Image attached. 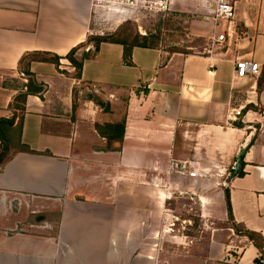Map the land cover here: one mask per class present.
<instances>
[{"label":"crops","instance_id":"0c3cea01","mask_svg":"<svg viewBox=\"0 0 264 264\" xmlns=\"http://www.w3.org/2000/svg\"><path fill=\"white\" fill-rule=\"evenodd\" d=\"M196 1L172 0L207 12ZM235 6L233 21L210 22V40L225 35L212 53L136 47L128 66L122 45L94 52L93 0H0V119L17 113L9 141L20 151L0 162V264H208L163 252V228L177 198L208 205L216 191L227 206L226 188L236 226L264 242V76L239 78L236 67L264 68V0ZM82 43L77 57L92 53L79 79L64 57ZM34 52L63 59L31 63L46 90L19 114L10 105L29 83L20 62ZM123 121L122 143L96 129ZM241 157L245 175L233 176ZM237 237L238 264H255L262 254Z\"/></svg>","mask_w":264,"mask_h":264},{"label":"rangeland","instance_id":"374dc122","mask_svg":"<svg viewBox=\"0 0 264 264\" xmlns=\"http://www.w3.org/2000/svg\"><path fill=\"white\" fill-rule=\"evenodd\" d=\"M196 2L202 3L201 0ZM127 8L129 10L124 13L118 8H95L91 37L113 34L125 24L135 33L158 36L155 40L158 47L170 53L179 49L208 54L206 50L212 48L210 22L213 16L194 10L189 2L180 5L172 2L171 8L163 12L152 11L146 4ZM263 76L262 67L260 77ZM220 185L223 188L224 183ZM210 199L208 205L204 201V206L197 196L186 195L174 200L175 212L170 214L163 228V233H168L163 234V252L178 259L187 256L205 259L208 264H238L244 247L235 231L238 227L228 216L222 194L212 192Z\"/></svg>","mask_w":264,"mask_h":264},{"label":"trees","instance_id":"16d2710c","mask_svg":"<svg viewBox=\"0 0 264 264\" xmlns=\"http://www.w3.org/2000/svg\"><path fill=\"white\" fill-rule=\"evenodd\" d=\"M158 38V36L155 35H142L139 33H135L131 26L122 24L116 32L113 34H109L107 36H99V37H91L89 41H93L94 43V52H97L99 50V46L102 42H108V43H115L122 45L124 48V60L125 63L128 66H133V50L136 47H142V48H149V49H158L157 43L155 40ZM88 43V42H87ZM87 43H82L76 48L72 49L69 54L64 57L65 59L69 60L71 65L75 68L76 71V78H81L84 62L88 59H90L91 56V50L85 51L82 54V57H77V53L80 49L85 48L87 46ZM173 52L177 53H184V54H193V53H187L185 51L174 49ZM61 59L62 57H59L58 55H54L47 52H34L30 54H26L21 62V70H23V73L27 77L29 83L26 85L27 90L24 92H20L14 99L13 103H11L10 107L18 111L19 114H23L26 110V103L29 95H37L42 97L43 93L46 90V86L43 83H39L36 79L35 74H33L30 70V65L32 62H44V63H52L57 68L61 65ZM24 61L26 63L24 64ZM262 86V81H259V88ZM76 98V93H75ZM95 103L99 105L101 108H103L104 111L110 110V105L105 103L102 99L95 96L93 98ZM74 109H76V105H74ZM17 113H15L14 117L11 119H0V140L2 142V146L0 148V162L6 163L8 160L12 158V156L20 151H17L11 154V146L9 138L11 137L9 135L10 129L13 127L15 120H16ZM23 116V115H22ZM23 118V117H22ZM242 126V125H239ZM125 127L126 122L123 121L120 124H111V125H100L96 124V129L98 133L107 139L109 145H113L115 143H122L124 139V133H125ZM20 144V143H19ZM113 147L114 146H110ZM118 148H115V150ZM30 153H35L33 151H28ZM11 154V155H10ZM245 162L244 158L241 157L240 159V168L238 171H236V168L233 170L232 174L233 176L242 177L245 175L244 172ZM225 200L227 204V210H228V216L233 221V210H232V204H231V196H230V190L228 188L225 189ZM236 234L239 236H245L247 237L253 245L259 250V252L262 254V257H264V242L263 237L260 234H257L255 232L249 231L245 228H237ZM255 264H264V258L263 259H256Z\"/></svg>","mask_w":264,"mask_h":264},{"label":"built area","instance_id":"2783aa9c","mask_svg":"<svg viewBox=\"0 0 264 264\" xmlns=\"http://www.w3.org/2000/svg\"><path fill=\"white\" fill-rule=\"evenodd\" d=\"M95 8H118L121 11H128L127 7L139 6L140 4L148 5L149 9L152 11L163 12L168 8H171L172 0H93ZM203 6L206 7L208 15L213 16V21L218 24L220 21H233L236 15V0H201ZM208 18V17H207ZM225 41V35L211 37L212 48L207 49V53H212L213 49L217 45H223ZM237 67V77L244 78L251 74L255 77H260L262 74L261 65L255 61L248 60H238L236 63ZM242 109H236L234 114L231 116V120L238 121L239 117L242 116ZM181 172L185 173L186 165L185 163L179 167ZM190 176L195 177L196 172L189 173Z\"/></svg>","mask_w":264,"mask_h":264},{"label":"water","instance_id":"95a60500","mask_svg":"<svg viewBox=\"0 0 264 264\" xmlns=\"http://www.w3.org/2000/svg\"><path fill=\"white\" fill-rule=\"evenodd\" d=\"M239 168H240V158H239V160H238V162H237L236 171H238V170H239Z\"/></svg>","mask_w":264,"mask_h":264}]
</instances>
